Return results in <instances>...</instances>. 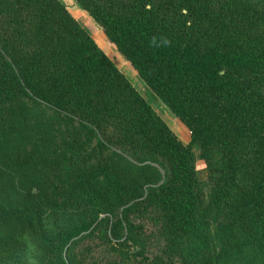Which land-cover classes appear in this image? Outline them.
I'll list each match as a JSON object with an SVG mask.
<instances>
[{
  "label": "trees",
  "instance_id": "obj_1",
  "mask_svg": "<svg viewBox=\"0 0 264 264\" xmlns=\"http://www.w3.org/2000/svg\"><path fill=\"white\" fill-rule=\"evenodd\" d=\"M77 1L188 127L201 156L222 172L218 194L237 173L245 174L249 184L231 197L227 208L233 221L222 232L238 226L242 236L208 251L191 146L63 1L0 0V128L15 127L14 148L28 140L19 130L21 125L29 130L30 109H23L22 102L30 101L54 114L45 122L55 132L48 145L65 143L64 166L76 163L69 175L49 181V192L41 188L36 195L61 212L85 209L95 200L91 181L107 179L110 172L107 166H79L84 146L88 151L96 144L89 158L104 164L112 146L122 144L135 155L150 149L166 162L169 181L151 201L124 206L115 221L111 218L109 231L121 228V244L129 239V227L144 234L147 229L129 216L139 211L142 218L156 206L172 238L158 253L152 252V242L139 239L137 247L126 244L123 252L98 264H255L257 259L264 264V0ZM39 123L37 118L32 125ZM40 132L32 138L34 145L27 142L29 151L39 145ZM89 228L41 235L46 247L42 264H82L73 244L77 237L92 235ZM248 248L253 251L245 258Z\"/></svg>",
  "mask_w": 264,
  "mask_h": 264
},
{
  "label": "rangeland",
  "instance_id": "obj_2",
  "mask_svg": "<svg viewBox=\"0 0 264 264\" xmlns=\"http://www.w3.org/2000/svg\"><path fill=\"white\" fill-rule=\"evenodd\" d=\"M61 1L174 133L185 144L191 146L195 155V168L201 181L200 190L205 208L202 218L207 222L202 230L208 251L217 249V246L224 241L239 240L242 234L238 226L230 227L225 232L227 234L223 235L222 232L225 228H229L233 221L227 208L231 197L237 190L249 184L245 174L237 173L232 181L221 188L222 193L218 194L222 172L209 159L201 156L198 147L191 142L188 127L147 85L122 52L108 39L103 28L82 8L77 0ZM22 107L27 111L28 108L30 109V116L26 121L29 124L27 126L29 130L24 128L26 126L21 125L23 129L20 128L19 133L23 139L28 136V140L24 139V142L14 148L11 146V140L15 133V127L10 126V129L3 130L0 128V264H26V242L24 240L26 232L31 234L32 241L38 246L37 253L41 254L42 264L46 255V247L41 235L53 237L59 231L82 225L89 226L88 231L92 230L93 232L92 235L86 234L81 236L82 238L77 237L74 241L73 247L78 249V256L82 259V264H98L111 255L123 252L128 245L135 248L139 244L137 243L139 239L146 243L152 242V252H160V249L172 238V228L170 229L165 224L166 222L156 206H152L146 214H143L142 218L139 211H134L129 216L134 225L139 224L144 227V230L147 229L144 233L147 236H144L140 230L137 233L139 228L129 227V239L121 244V228H117L115 232H110L109 228L112 222L111 218L115 221L124 206L137 201L149 202L162 194L170 177L164 159L150 149H144L143 152H137L135 155L133 149L129 150L128 147H126L128 150L124 149L122 144H119L111 147L104 164L102 161H98V158H89L96 154L95 151L98 150L96 144L93 143L94 146H89L88 151L84 146L83 160L79 162V166L82 165L85 169L107 166L110 175L107 179L103 176L91 181L90 189L95 200L89 207L77 211H58L40 195L37 196V191L42 188L49 192V181L61 178L64 174L69 175L75 169L76 163L73 160L67 167L64 166L62 153L66 149L65 143L56 146L54 143L50 145L47 143L54 137L55 132L45 122L52 120L54 114L30 101L22 102ZM37 118L40 123L33 127L32 124H35ZM38 132L41 134L39 145L33 146V150L29 151L27 142L34 145L32 138H36ZM19 133H17L18 136ZM1 136L4 137L5 144L1 141ZM13 142H15L14 138ZM40 154H43L44 158H41ZM98 163L101 164L98 165ZM41 181L44 182L43 185ZM115 185L119 189V194L115 193ZM221 195L223 199L220 201ZM119 197L120 199L117 200ZM83 206L86 205L82 204L81 207ZM100 221L101 224H99ZM219 236L220 241H218ZM111 240H116L118 243L112 242L114 246L110 249L108 244L111 243ZM183 250L187 251L185 248ZM252 251L251 248H248L244 257H250ZM254 263L258 264L259 260H255Z\"/></svg>",
  "mask_w": 264,
  "mask_h": 264
},
{
  "label": "clouds",
  "instance_id": "obj_3",
  "mask_svg": "<svg viewBox=\"0 0 264 264\" xmlns=\"http://www.w3.org/2000/svg\"><path fill=\"white\" fill-rule=\"evenodd\" d=\"M26 242V264H41L40 255L37 253V245L32 241L30 233H24Z\"/></svg>",
  "mask_w": 264,
  "mask_h": 264
}]
</instances>
